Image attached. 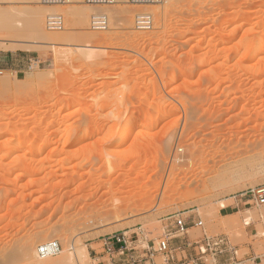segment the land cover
Instances as JSON below:
<instances>
[{"label": "rangeland", "instance_id": "rangeland-1", "mask_svg": "<svg viewBox=\"0 0 264 264\" xmlns=\"http://www.w3.org/2000/svg\"><path fill=\"white\" fill-rule=\"evenodd\" d=\"M51 1L0 0V12L5 8L0 61L11 55L31 58L23 72L0 69V264H101L102 256L111 264L119 246L107 252V240L125 235L139 253L158 249L174 214L203 222L189 225L186 235L196 241L223 235L237 244L244 240L246 223L255 221L257 243H264V205L254 204L244 218L221 217V201L229 205L246 189L264 184V118L244 124L247 114H241L246 108L264 113V0ZM73 10L82 13L73 19ZM96 12L107 14L106 30L91 29ZM52 14L62 16V29L48 28ZM138 14H150L151 27L139 29ZM13 17L20 27L11 26ZM35 18L41 20L36 29ZM45 30L61 32L58 43L51 44ZM235 73L246 79L245 89L260 82L256 89L262 96L255 90L254 101L251 87L243 90L250 98L242 97L244 86ZM251 97L255 104L249 105ZM219 125L227 126L222 127L226 143L193 155L189 166L203 173L196 177L183 168L188 152L203 147L195 142L204 136L208 144ZM205 162L213 167L205 171L199 166ZM133 165L147 168L161 185L154 187L147 175L153 184L148 193L160 192L152 193L151 205L116 211L111 201L127 193L108 192L105 183L131 174ZM164 185L168 192L167 185L174 186L175 194ZM145 188L137 190L145 194ZM50 240L61 250L42 258L38 249ZM257 255L264 256V248ZM142 258L137 264H150V256ZM167 258L158 250L151 256L155 264H166Z\"/></svg>", "mask_w": 264, "mask_h": 264}, {"label": "bare ground", "instance_id": "bare-ground-1", "mask_svg": "<svg viewBox=\"0 0 264 264\" xmlns=\"http://www.w3.org/2000/svg\"><path fill=\"white\" fill-rule=\"evenodd\" d=\"M81 1H83V0H81ZM35 2H43V0H35ZM61 2H65V1H61ZM110 2H115V0H110ZM88 8H89V7H88ZM88 8H87V6H86L85 11H86ZM0 10H2V8H1ZM10 10H11V9H10ZM17 10H18V9H17ZM17 10L14 9V12H16ZM36 10H37V9H36ZM47 10H48V9H47ZM88 10H89V9H88ZM6 11H7V10H6ZM18 11H19V10H18ZM21 11H22V10H21ZM2 12H5V8H3V11H2ZM2 12H0V13H2ZM34 12H35V10H34ZM72 12H73L72 15H74L72 18H73V19H74V18L76 19V17L78 16L77 14H80L79 12L82 13V10L79 11V12H77L76 14L74 13V10H73ZM10 13H11V12L9 11L8 14H10ZM12 13H13V12H12ZM2 14H3V13H2ZM2 14H0L1 18H2V16H4V15H2ZM34 14H36V12H35ZM6 15H7V14H6ZM20 15H22V14H20ZM20 15H18V16H20ZM41 15H42V14H40V16H41ZM38 16H39V15H38ZM38 16H37V17H38ZM4 17H5V16H4ZM4 17H3V18H4ZM30 17H31V16H30ZM30 17H29V18H30ZM1 18H0V19H1ZM6 18H7V16H6ZM4 19H5V18H4ZM7 19H8V18H7ZM10 19H11V17H10ZM10 19H9V20H10ZM14 19H16V18L13 17L12 20H14ZM17 19H18V17H17ZM17 19H16V21L19 20V19H18V20H17ZM73 19H72V20H73ZM1 20H2V22H1ZM1 20H0V24L4 25V24H3L4 20H3V19H1ZM6 21H8V20H6ZM10 21H11V20H10ZM40 21H41V20H40ZM40 21H39L38 19L36 20V18H35V20L31 21V23H32L31 26L34 27V28L36 29V27H39L38 25H40V24H39ZM13 22H15V20H14ZM18 22H19V21H18ZM5 23H7V22H5ZM9 23H10V22H8V24H9ZM20 23H21V22H20ZM26 23H27V22H26ZM8 24H7V25H8ZM16 24H17V23L15 22L14 24H11V26L14 25L15 27H17V26L20 27V25H21V24H19V25H18V24L16 25ZM9 25H10V24H9ZM22 25H23V23H22ZM27 25L29 26V24H27ZM46 25H47V24H46ZM4 26H5V25H4ZM11 26H10V28H11ZM31 26H29V27H31ZM41 26H42V25H41ZM2 27H3V26H2ZM2 27H1V28H2ZM6 27H7V26H6ZM6 27H5V28H6ZM23 27H24V25H23ZM32 27H31V28H32ZM10 28H8V29H10ZM13 28H14V27H12V29H13ZM24 28H25V27H24ZM24 28H23V29H24ZM26 28H27V26H26ZM40 28H41V27H40ZM74 28H75V26H74ZM80 28H81V27H80ZM28 29H29V28H28ZM4 30H5V29H4ZM14 30H15V28H14ZM14 30H11V33H12V31H14ZM16 30H18V28H17ZM16 30H15V31H16ZM19 30H20V29H19ZM21 30H22V27H21ZM25 30H26V29H25ZM25 30H24V31H25ZM29 30H30V29H29ZM32 30H33V29H32ZM38 30H40V29H38ZM26 31H27V30H26ZM42 31H43V28H42L41 32H42ZM45 31H46V30H45ZM9 32H10V31H9ZM37 32H38V31H37ZM43 32H44V31H43ZM20 33H22V32H20ZM25 33H27V32H25ZM30 33H31V32H30ZM53 33H55V32H53ZM53 33H48V31H46V34L49 35V40H50V43H51V44L58 43V42H57V41L59 40L58 36L60 37V35H58V34H60L61 32L58 33V34H56L57 32H56L55 34H53ZM63 33H64V32H63ZM23 34H24V33H23ZM31 34H32V33H31ZM39 34H41V33L39 32ZM69 34H70V35H74V33H69ZM35 35H36V34H35ZM42 35H44V33H42ZM61 36H62V35H61ZM71 37L73 38V36H71ZM71 37H69V38H71ZM41 38H42V37H41ZM44 38H46V36H44ZM46 39H47V38H46ZM62 39H63V38H62ZM135 39H136V38H135ZM20 40H21V39H20ZM49 40H48V41H49ZM65 40H66V38H65ZM23 41H24V40H23ZM19 42L21 43V41H19ZM55 47H56V46H55ZM58 47H59V46H58ZM67 49H68V48H67ZM257 50H259V49H257ZM63 51H65V50H63ZM66 51H67V50H66ZM255 51H256V50H255ZM71 52H73V50H72ZM235 53H236V52H235ZM241 54H243V52H242ZM241 54H240V56H241ZM234 56H235V54H234ZM239 74H240V73H239ZM239 74L236 75V73H235V75H236L237 78H238L237 81L240 82V83H239V82H238V83H239V84H243L242 86H244V88H241L242 86L239 85V84L237 83L238 86H240V88L242 89V94H241V95H243L242 97H245V96L248 94V92H249L248 95H250V94L253 95V94H254V91L258 89L259 84L261 85V83L259 82V84L256 85V86H258V87H256L257 89H256L255 87H254V88H255V89H254V88L252 87L253 85L251 84V85H252V86H251L252 88H251V87H250V88L253 89V93H250V92H251V89L247 86L246 89H247V90L250 89V90H249L248 92H246V93H247L246 95H244L243 93H244V91L246 90V89H245V87H246V86H245V82H246V81H245V82H242L245 78H244V79H241V78H240L241 80H239L240 75H242V74H240V75H239ZM257 75H258V74H257ZM255 77H257V76H255ZM242 78H243V77H242ZM245 80H246V79H245ZM256 80H257V79H256ZM235 81H236V80H235ZM241 82H242V83H241ZM255 82H256V81H255ZM235 83H236V82H235ZM256 83H257V82H256ZM256 83H255V84H256ZM237 84H236V87H238ZM247 84H248V83H247ZM247 84H246V85H247ZM253 84H254V82H253ZM255 84H254V85H255ZM234 87H235V85H234ZM215 89H217V88H215ZM241 89H240V90L238 89L237 91H239V92H237V93L240 94ZM244 89H245V90H244ZM231 90H232V89H231ZM243 90H244V91H243ZM260 90H261V89H260ZM260 90H259V91L257 90V91H258L259 93H261L260 96H262V94H263L262 92H263V91L260 92ZM262 90H263V89H262ZM205 92H206V91H205ZM208 92H209V91H208ZM208 92H207V93H208ZM255 92H256V91H255ZM224 93H225V92H224ZM226 93H227V92H226ZM234 93H236V91H234ZM204 94H205V93H204ZM227 94H229V93H227ZM255 94H256L255 96H259L257 93H255ZM205 95H206V96H204V97H206L205 99H206V100H210V96L208 97L207 94H205ZM209 95H210V93H209ZM225 95H226V94H225ZM236 95H237V94H236ZM236 95H235V101H236V98H238V97H236ZM248 95H247V96H248ZM163 96H164V95H163ZM238 96H239V95H238ZM253 96H254V95H253ZM255 96L253 97V98H254V101H256V100H255ZM207 97H208L209 99H207ZM248 97L250 98V96H248ZM121 98H123V97H121ZM199 98H200V97H199ZM256 98H257V97H256ZM200 99H201V98H200ZM200 99H199V100H200ZM205 99H202V100H205ZM226 99H227V98H226ZM241 99H244V98H241ZM245 99L247 100V98H245ZM260 99H261V97H260ZM260 99H259V100H260ZM199 100H198V101H199ZM214 100H215V99H214ZM224 100H225V99H224ZM231 100H232V102H231ZM231 100H230V103L233 104V99H231ZM239 100H240V97H239ZM246 100H245V101H246ZM248 100H250V99H248ZM259 100H258L257 103H260L262 99L260 100V102H259ZM263 100H264V99H263ZM215 101H216V100H215ZM235 101H234V102H235ZM243 101H244V100H243ZM243 101L241 100V102H243ZM245 101H244V102H245ZM252 101H253V99H252V97H251V101H250L249 103H248L247 101H246V102H247L249 105H250V103H251V104H255V102H254V101L252 102ZM124 102H125V101H124ZM126 102H127V101H126ZM129 102H130V101H129ZM236 102H239V101L237 100ZM131 103H132V102H131ZM239 103H240V102H239ZM128 104H129V103H128ZM159 104H160V103H159ZM261 104H262V103H260V107H261ZM132 105H133V104H132ZM132 105H131V106H132ZM236 105H237V103H236ZM239 105H240V104H239ZM249 105H248V106H249ZM153 106H155V105H153ZM245 106H247V104L245 105V103H244V107H245ZM251 106H252V105H251ZM253 106H254V105H253ZM262 106H263V105H262ZM149 107H150V106H149ZM158 107H159V106H158ZM233 107H236V106L233 105ZM244 107H243V108H244ZM257 107H259V106H257ZM130 108H131V107H130ZM130 108H129V109H130ZM133 108H135V107H133ZM151 108H152V106H151ZM243 108H241V109H243ZM245 108H246V107H245ZM254 108H256V106L253 107V109H254ZM129 109H128V110H129ZM131 109H132V108H131ZM218 109H219V108H218ZM246 109L248 110V109H250V108H246ZM125 110L128 111L127 109H125ZM159 110H160V109H159ZM247 110H246V112H244L245 110H244V111L242 110V112H241V114H242V113H243V114L245 113V115H246V114H247V115L249 114V116L246 115V117L243 119L244 124H245V123H248V122H250V121H254V122L258 123L259 119L261 120V118H264V117H263V116H264V115H263L264 113L262 112V113H263V114H262V113L260 112V110H255V109H254V110H253L254 113H253V111H249V110L247 111ZM251 110H252V109H251ZM219 111H221V109H220ZM261 111H262V110H261ZM263 111H264V110H263ZM156 112H158V111L156 110ZM159 112H160V111H159ZM159 112H158V113H159ZM251 112H252L253 114H252ZM239 113H240V112H239ZM209 115H210V114H209ZM214 115H215V114H214ZM236 115H237V114H236ZM254 115H255V116H254ZM210 117H211V115H210ZM232 117H233V115H232ZM243 117H244V116H243ZM204 118H205V117H204ZM207 118H208V116H207ZM211 118H212V117H211ZM88 119H89V117H88ZM160 119H161V118H160ZM229 119H231V117H230ZM234 119H235V118H234ZM207 120H208V119H207ZM231 120H232V119H231ZM231 120H230V121H231ZM235 120H236V119H235ZM237 120H238V119H237ZM262 120H263V119H262ZM262 120H261V121H262ZM208 121H209V120H208ZM230 121H229V122H230ZM261 121H260L258 124H260ZM231 122H232V121H231ZM233 122H235V121L233 120ZM237 122L240 123V120L237 121ZM227 123H228V122H227ZM227 123H226V124H227ZM256 123H255V124L253 123V124H254L256 127H260V125L258 126V124H256ZM262 123H263V122H262ZM241 124H242V123H241ZM250 124H252V123H249L248 125H250ZM125 125H126V124H125ZM129 125H131V124H129ZM132 125H135V124H132ZM227 125H228V124H227ZM234 125H235V124H234ZM239 125H240V124H239ZM263 125H264V123H263ZM263 125L261 124V127H262ZM127 126H128V125H127ZM127 126H126V127H127ZM220 126H221V125H219L218 128H216L215 130H213L212 134L209 135V136L207 137V138H208L207 140L209 141L208 144H207V143L205 144V143L203 142V141L206 140V139L204 138V137H205V136H204L203 139H205V140L202 139V142H201V140H200V143H198L197 140H196L197 142H195V143H197V145L199 144V145H202V146L204 145V146H203V147H200V146H199V147H200V150H199V147H197V150H198V151L196 150V151L193 152V153H192V152H191V153L188 152L189 156H188V154H186V157L188 156V159H186V160H188V162L186 161L187 163L184 162V164L186 163L185 165H186L187 167H185V166L183 165V168H184V169H185V168H186V169L188 168V169H189V172H190V173L192 172L193 175H195L196 177H197V176H200V175H197V173H196V170H197V169L193 168V165H192V166H189V164L192 163V161L194 160V157H196L197 154H198L200 157H201L202 155H204V153H206V150L209 149L208 147H215L216 144H218V143H220V142L223 143V144L226 143L225 141H226V138H227V136H226L227 134H224L222 131H223V129L226 128L227 126H226V125H225L226 127H224V126H221V127H220ZM244 126H246V125H244ZM244 126H241V127H244ZM251 126H253V125H251ZM128 127H129V126H128ZM215 127H216V126H215ZM222 127H223V129H222ZM235 127H236V126H235ZM237 127H239V126H237ZM237 127H236V129H237ZM130 128H131V126H130ZM247 128H251V127H248V126H247L245 130H247ZM252 128H255V127H252ZM262 128H264V127H262ZM262 128H261V129H262ZM124 129H125V128H124ZM229 129H230V128H229ZM128 130H129V129H128ZM233 130H234V129H233ZM263 130H264V129H263ZM224 131H225V130H224ZM236 131H237V130H236ZM236 131H235V132H236ZM249 131H250V130H249ZM260 131H261V130H260ZM127 132H128V131H127ZM130 132H131V131H130ZM230 132H231V130H230ZM241 132H242V131H240V133H241ZM246 132H247V131H246ZM246 132H245V133H246ZM251 132H252V131H251ZM255 132H256V131H255ZM257 132H258V131H257ZM128 133H129V132H128ZM231 133H232V132H231ZM237 133H239V131H237ZM237 133H235V135H237ZM249 133H250V132H249ZM124 134H125V133H124ZM124 134H123V135H124ZM258 134H259V133H258ZM260 134H261V133H260ZM260 134H259V135H260ZM125 135H127V134H125ZM230 135H231V134H230ZM233 135H234V134H233ZM233 135H231V136H232V139H233ZM235 135H234V136H235ZM242 135H243V133H242ZM244 135H245V134H244ZM195 136H196V135H194V137H195ZM253 136H254V135H253ZM262 136H263V135H262ZM77 137H78V136H77ZM81 137H82V136H81ZM236 137H238V136H236ZM241 137H243V136H241ZM248 137H249V136H248ZM181 138H182V137H181ZM209 138H210V139H209ZM80 139H82V138H79V140H80ZM125 139H126V138H125ZM228 139H229V137H228ZM243 139H245V138H243ZM253 139H255V138H253ZM257 139H258V138H257ZM259 139H260V138H259ZM77 140H78V138H77ZM122 140L125 141V140H124V137L122 138ZM233 140H236L235 137H234ZM240 140H242V139H240ZM120 141H121V140H120ZM180 141H182V144L184 143L183 140H180ZM193 141H194V140H193ZM228 141H231V139L228 140ZM236 141H237V140H236ZM77 142H78V141H77ZM77 142H76V143H77ZM193 143H194V142H193ZM195 143H194V144H195ZM202 143H204V144H202ZM229 143H230V142H229ZM229 143H228V144H229ZM74 144H75V141H74ZM118 144H120V143H118ZM182 144H181V145H182ZM194 144H193V145H194ZM183 146H184V148H185V145H182L181 148H183ZM194 146H196V145H194ZM186 150H187V149H186ZM186 152H187V151H186ZM194 154H195V155H194ZM184 155H185V154H184ZM193 155H194V157H193ZM181 156H182V154H181ZM180 158H181L183 161H185V160H184L185 157H184V158H183V157H180ZM204 159H205V158H204ZM207 162H208V161H207ZM207 162H205V164H206ZM181 163H183V162L181 161ZM210 163H211V162H210ZM139 164H140V161H139V160L135 161V165H139ZM208 164H209V163H207L206 165H204V164L202 165V164H201V165H199V166H201V168H204L205 171H207V170H210V169L213 167V166H210L211 164H209V166H208ZM212 165H213V163H212ZM158 167H159V166H158ZM158 167H157V168H158ZM160 167H161V166H160ZM163 167H164V166H163ZM161 168H162V167H161ZM183 168H182V173H183V171H184ZM197 168H198V167H197ZM199 168H200V167H199ZM199 168H198V170H199ZM141 169H142V170H141ZM164 169H165V168H164ZM186 169H185V170H186ZM188 169H187V171H188ZM204 169H202V170H204ZM146 170H147V168H146V169H145V168L143 169V167L140 168V167H135V166L133 165V167L129 169V171L131 172V174H128V173L124 172L125 176H123V177L121 176V177L115 178V179H113V180H108V181H106L105 185H108V192H116V193H120V194H121V193H124V192L127 193V194L123 195L124 197H120V198L116 199L115 201H111V204L114 206V208H115L116 211H117V210L120 211L123 207H124V209H126V210H128V209L130 210V209H132L133 207L138 206L139 203H143V205H145L146 203H148V204L151 205V204H152V201L155 203V200H154L155 197H154V196H155V194H157L158 192H160V190L157 191L159 188H158V189L156 188L157 190L154 188L153 190L157 191V193H155V191L152 192V193H155L154 196L152 195V193H151V194L148 193L149 190H150L149 192L152 191V189H150V188L153 187V184L155 185V183H154L155 181H154V179H153L152 177H150V176L147 174V173L150 172V171H147V172H146ZM198 170H197V171H198ZM200 170H201V169H200ZM200 170H199V171H200ZM187 171H185V172H187ZM130 172H129V173H130ZM200 172H201V171H200ZM200 172H199V174H201ZM203 172H204V171H203ZM132 173H133V174H132ZM155 173H156V172H155ZM151 174H152V173H151ZM202 174H203V173H202ZM202 174H201V176H202ZM147 175L151 178V180L153 179V181H152L153 184L150 183L151 180H150V178H149ZM155 175H156V174H155ZM160 175H161V174H160ZM162 175H163V174H162ZM183 175L185 176V174H183ZM151 176H152V175H151ZM201 176H200V177H201ZM153 177H154V174H153ZM157 177H158V176H157ZM182 177H183V176H181L180 178H182ZM185 177H186V176H185ZM147 178H149V179H147ZM155 178H156V177H155ZM190 178H192V176H191ZM193 178L195 179V177H193ZM202 178H203V177H202ZM197 179H198V178H196L195 180H197ZM161 180H162V178H161ZM179 180H180V179H179ZM195 180H194V181H195ZM157 181H158V182H156V183L158 184V183L160 182V180L158 179ZM172 181H173V180H172ZM177 181H178V180H177ZM177 181H176V182H177ZM162 182H163V181H162ZM176 182H175V184H176ZM168 183H169V182H168ZM168 183H166V184H168ZM179 183H180V181H179ZM185 183H186V182H185ZM148 184H152L151 187H150V185H148ZM161 184H163V183H161ZM169 184H170V183H169ZM172 184H173V182H172ZM175 184H174V185H175ZM188 184H189V183H188ZM159 185H160V184L155 185L154 187H158ZM146 186H147V187H146ZM148 186H149L150 188H148ZM167 186H169L168 189H169V191L171 192V194H172V193L175 194V192L172 191V190L175 189V187H174L173 185H172L173 187H170L171 185H167ZM178 186H179V185H178ZM145 187H146V188H145ZM160 187H161V185H160ZM143 188H145L146 193H148V195H146V193H145V194H142V193H144ZM170 188H171V190H170ZM178 188H180V187H178ZM137 189L142 190L143 192L141 191V192H142V193H141V192H139V190H137ZM164 189H165V191L167 190V187L165 188V185H164ZM176 189H177V188H176ZM133 190H134V191H133ZM135 190H136L137 192L141 193L142 196H139V193L136 195L135 193H137V192H135ZM96 191H97V190H96ZM165 191H164V192H165ZM132 192H134V194H133ZM164 192H163V194L166 193V192H165V193H164ZM167 192H168V190H167ZM170 192H168V193H170ZM168 193H166V195H167V196H171V195H168ZM95 194H97V192H96ZM141 194H140V195H141ZM172 195H173V194H172ZM156 196H157V195H156ZM163 197H166V196L163 195ZM156 198H157V197H156ZM152 199H153V200H152ZM151 200H152V201H151ZM150 202H151V203H150ZM221 202H222V203H221V206L223 207V206H224V201H221ZM148 204H146V205H148ZM104 205H105V206H108L109 204H107L106 202H104ZM263 210H264V209H263ZM118 214H119V213H118ZM121 215H122V214H121ZM118 216H119V217H118ZM106 217H107V216H106ZM106 217H105V219H107V220H112V218L110 219L111 216H110V217L108 216V218H106ZM113 217H114V216H113ZM121 217H122V216H121ZM121 217H120V215H117V219L120 220ZM114 218H115V217H114ZM114 218H113V222H114ZM105 219H104V221L107 222V220H105ZM123 220H124V219H123ZM104 221H103V222H104ZM117 221H118V220H117ZM101 222H102V221H101ZM106 222H104V223H106ZM108 222H110V221H108ZM205 232H206V231H205ZM206 233H207V232H206ZM234 245H235V244H234ZM146 248H147V247H146ZM75 251H76V250H75ZM82 251H83V250H82ZM78 252L80 253L81 251L78 250V251L76 252V254H77ZM79 253H78V254H79ZM84 253H85V252H84ZM80 254H81V253H80ZM80 254H79V255H80ZM86 254H87V253H86ZM74 255H75V254H74ZM81 255H83V254H81ZM40 256H41V255H40ZM83 256H84V255H83ZM85 256H86V255H85ZM41 257H42V256H41ZM50 257H51V256H50ZM78 257H79V256H78ZM42 258H44V257H42ZM69 258H70V256H69ZM155 258H156V256H155ZM71 260H72V259H71ZM155 261H157V260L155 259ZM46 264H47V263H46Z\"/></svg>", "mask_w": 264, "mask_h": 264}, {"label": "built area", "instance_id": "built-area-1", "mask_svg": "<svg viewBox=\"0 0 264 264\" xmlns=\"http://www.w3.org/2000/svg\"><path fill=\"white\" fill-rule=\"evenodd\" d=\"M57 0H53L51 2H56ZM59 1V0H58ZM88 4L92 5H100L110 3V0H85ZM135 2L139 0H133ZM137 27L139 29H146L151 27L152 17L150 14H138L137 15ZM47 26L50 30H60L63 27V19L60 14H52L47 18ZM91 29L92 30H106L108 27V16L104 12H96L91 16ZM241 199L247 206L255 205H264V184L255 186L253 188H248L240 194ZM168 219H171L170 222H167L165 226V233L163 238L160 240L158 244V249L153 247H149L147 249L148 256H150V264H155L151 260V256L154 255L155 251L166 252L167 261L173 259V250L170 246V240L174 238H178L181 236H185L188 233L189 224L186 222L185 218H183L180 214H174L170 216ZM193 224L196 226L202 225V221H196ZM199 246V249L202 254H210L212 256H216L217 254H223L229 250H233L234 254L236 251L231 246L229 239L227 236H204L201 240L195 242ZM118 245V251L121 254H124L127 251L133 249L135 247L132 246L130 248L128 244V239L126 236H117L114 238L112 242L109 240L106 241L105 248L107 252H112L113 248ZM230 248V249H229ZM61 250L60 243L57 240H50L46 243H43L38 252L42 257L54 256L58 254ZM132 259V256H130Z\"/></svg>", "mask_w": 264, "mask_h": 264}, {"label": "crops", "instance_id": "crops-1", "mask_svg": "<svg viewBox=\"0 0 264 264\" xmlns=\"http://www.w3.org/2000/svg\"><path fill=\"white\" fill-rule=\"evenodd\" d=\"M30 60V57L22 58L11 55L4 62L0 61V69L14 70L17 73L23 72L26 70ZM252 211H254L253 207L247 206L244 201L239 198L236 202L229 205H227V203L224 201V206L221 209V217L232 219L233 217L239 216V218H244L245 215ZM185 220L189 225L196 222L195 219L191 217H186ZM193 227L195 226H192V228ZM257 234V222L253 221L249 224L246 223L243 241L234 245L227 236L231 246L236 251V254H234L233 250H229L223 254H217L216 256L202 254L199 246L195 244L197 241L191 239L189 235L174 238L170 240V246L173 250V259L167 261L166 264H247L249 262L254 264H264V256L257 255V250L264 248V243H257L255 238ZM137 245L138 244H135V250H130V253H119L117 256H115V258L112 259L113 261L111 264H137L138 260H142V257L148 255L147 252L143 254L139 253L140 250L138 249ZM241 250L244 251L242 258L239 257V252ZM130 256H132V259ZM105 257L106 256L100 257L103 259L101 260V264H110L109 261L105 260Z\"/></svg>", "mask_w": 264, "mask_h": 264}]
</instances>
